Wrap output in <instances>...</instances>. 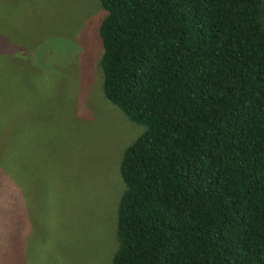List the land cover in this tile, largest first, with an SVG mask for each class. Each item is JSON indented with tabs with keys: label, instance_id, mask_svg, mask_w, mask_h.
Returning <instances> with one entry per match:
<instances>
[{
	"label": "trees",
	"instance_id": "trees-1",
	"mask_svg": "<svg viewBox=\"0 0 264 264\" xmlns=\"http://www.w3.org/2000/svg\"><path fill=\"white\" fill-rule=\"evenodd\" d=\"M124 152L112 264H264V0H100Z\"/></svg>",
	"mask_w": 264,
	"mask_h": 264
},
{
	"label": "rangeland",
	"instance_id": "rangeland-1",
	"mask_svg": "<svg viewBox=\"0 0 264 264\" xmlns=\"http://www.w3.org/2000/svg\"><path fill=\"white\" fill-rule=\"evenodd\" d=\"M100 0H0V264H112L145 131L103 90Z\"/></svg>",
	"mask_w": 264,
	"mask_h": 264
}]
</instances>
